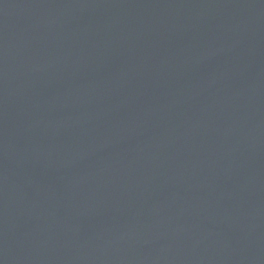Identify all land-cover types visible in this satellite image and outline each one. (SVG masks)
Listing matches in <instances>:
<instances>
[{
  "label": "water",
  "instance_id": "water-1",
  "mask_svg": "<svg viewBox=\"0 0 264 264\" xmlns=\"http://www.w3.org/2000/svg\"><path fill=\"white\" fill-rule=\"evenodd\" d=\"M0 264H264V0H0Z\"/></svg>",
  "mask_w": 264,
  "mask_h": 264
}]
</instances>
